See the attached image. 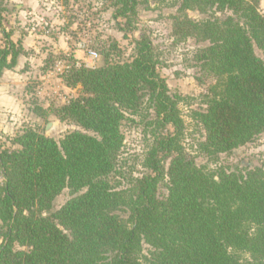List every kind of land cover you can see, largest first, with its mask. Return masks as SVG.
I'll return each instance as SVG.
<instances>
[{
    "label": "trees",
    "instance_id": "trees-1",
    "mask_svg": "<svg viewBox=\"0 0 264 264\" xmlns=\"http://www.w3.org/2000/svg\"><path fill=\"white\" fill-rule=\"evenodd\" d=\"M142 2L113 3L115 17L125 19L119 22L125 37L136 29ZM260 3L181 0L173 15L176 36L209 42L197 60L217 83L207 108L193 112L205 130L198 143L205 156L232 152L264 133V56L256 52L264 54ZM190 10L230 13L199 21ZM4 36L0 77L23 54L21 41ZM133 43L128 59L115 60L123 50L113 41L101 50L102 65L67 70V86L81 85V93L53 111L81 129L60 141L29 129L14 140L17 148L0 146V264H264V165L230 170L199 164L183 144L184 98L172 95L158 72L151 37L142 32ZM137 115L147 118L154 135L144 161L148 172L121 186L113 174L123 126ZM163 182L166 196L159 191ZM65 189L71 197L54 209Z\"/></svg>",
    "mask_w": 264,
    "mask_h": 264
},
{
    "label": "rangeland",
    "instance_id": "rangeland-1",
    "mask_svg": "<svg viewBox=\"0 0 264 264\" xmlns=\"http://www.w3.org/2000/svg\"><path fill=\"white\" fill-rule=\"evenodd\" d=\"M138 6L136 29L128 33L119 29L115 0H0L3 8L0 26V47L7 46L4 32L14 42L21 41L23 54L17 65L7 69L0 77V146L17 148L14 140L26 130L35 129L60 141L68 132L81 127L72 120H60L53 109L68 103L81 93V85L68 87L65 74L71 65H86L90 51H97L99 58L92 67L103 64L101 50L117 41L123 53L116 59H128L133 53L134 39L146 32L152 39L159 58L158 72L163 76L172 95H180L181 115L185 121L183 144L196 157L199 164L210 169L224 166L230 170L246 166L264 165V133L254 141L214 157L200 154L198 143L205 139V130L193 117V112L207 108L213 96L217 78L203 72L197 60L198 50L209 45L189 37L181 39L174 34L173 15L181 0H145ZM264 14V0L260 3ZM230 12L198 10L188 11L194 20L225 17ZM260 56L263 52L256 48ZM87 66V65H86ZM145 114V111L142 113ZM135 122L126 121L123 126L124 146L118 158V172L113 178L121 186H127L130 178L148 172L144 167L147 152L154 141L147 118L133 116ZM52 124L49 130L47 127ZM172 131V128H170ZM93 134V132H89ZM0 169V185L4 182ZM159 191L166 196L165 182ZM71 197L65 189L54 200L58 209ZM126 219L128 214L122 212ZM4 226L0 221V245L3 242ZM147 249V247H146Z\"/></svg>",
    "mask_w": 264,
    "mask_h": 264
},
{
    "label": "built area",
    "instance_id": "built-area-1",
    "mask_svg": "<svg viewBox=\"0 0 264 264\" xmlns=\"http://www.w3.org/2000/svg\"><path fill=\"white\" fill-rule=\"evenodd\" d=\"M99 53L97 51H90L87 61H85L86 65L92 67L95 63V60L99 58Z\"/></svg>",
    "mask_w": 264,
    "mask_h": 264
},
{
    "label": "water",
    "instance_id": "water-1",
    "mask_svg": "<svg viewBox=\"0 0 264 264\" xmlns=\"http://www.w3.org/2000/svg\"><path fill=\"white\" fill-rule=\"evenodd\" d=\"M51 126H52V124L50 123V124L48 125V127H47V130H49Z\"/></svg>",
    "mask_w": 264,
    "mask_h": 264
}]
</instances>
